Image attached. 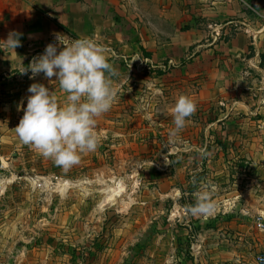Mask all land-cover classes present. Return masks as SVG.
<instances>
[{
	"label": "rangeland",
	"instance_id": "obj_1",
	"mask_svg": "<svg viewBox=\"0 0 264 264\" xmlns=\"http://www.w3.org/2000/svg\"><path fill=\"white\" fill-rule=\"evenodd\" d=\"M193 11L209 15L194 21L203 46L264 26V0H184L178 15ZM137 52L115 51V102L96 118L97 148L70 168L15 132L32 83L63 105L56 77L30 79L29 60L0 77V264H264V140L246 113L259 96L207 89L221 75L206 55L196 66L192 50L176 64ZM181 95L196 110L173 137ZM203 191L211 209L194 212Z\"/></svg>",
	"mask_w": 264,
	"mask_h": 264
},
{
	"label": "crops",
	"instance_id": "obj_2",
	"mask_svg": "<svg viewBox=\"0 0 264 264\" xmlns=\"http://www.w3.org/2000/svg\"><path fill=\"white\" fill-rule=\"evenodd\" d=\"M183 8L184 0H0V77L10 72L21 73L28 60L30 64L31 57L42 54L41 50L50 43L58 46V52L62 50L61 42L52 43L58 35L95 40L108 49L111 66L117 61V49H129L137 55V51H141L147 59L173 54L174 57L168 59L173 64L192 50L196 66L206 55L215 74L221 75L220 81L207 80V89L214 90V94L237 90L256 92L258 104L246 106V113L258 119L257 140L263 141L264 26L242 32L239 28L228 41H213L203 46L199 26L194 21L209 16L208 13L195 15L193 11L192 15L185 16L184 12L178 15ZM185 17L188 18L186 24L191 22L192 27L187 33L182 28ZM229 26L224 28L228 30ZM222 28L213 30L216 39ZM128 30L132 35H128ZM13 31L21 34L20 46L15 50L3 42ZM204 47L206 49L197 54ZM43 75L35 77L41 79ZM2 168L3 164L0 173Z\"/></svg>",
	"mask_w": 264,
	"mask_h": 264
},
{
	"label": "clouds",
	"instance_id": "obj_3",
	"mask_svg": "<svg viewBox=\"0 0 264 264\" xmlns=\"http://www.w3.org/2000/svg\"><path fill=\"white\" fill-rule=\"evenodd\" d=\"M20 35L13 31L3 42L15 50L20 46ZM57 39L64 45L62 50L58 52L57 45L48 44L23 73L30 69L33 74L30 79L40 73L46 78L55 76L67 94L65 102L61 105L54 91L44 84L32 83L27 90L31 95L26 98V108L15 132L24 144L34 146L58 166L70 168L79 163L81 153L97 148L96 118L111 109L116 91L106 75L111 65L105 46L87 37L72 39L58 35ZM195 110L196 104L190 97L181 95L177 99L172 109L175 128L171 136L185 127ZM209 197L208 191L199 193L193 211L210 210Z\"/></svg>",
	"mask_w": 264,
	"mask_h": 264
},
{
	"label": "built area",
	"instance_id": "obj_4",
	"mask_svg": "<svg viewBox=\"0 0 264 264\" xmlns=\"http://www.w3.org/2000/svg\"><path fill=\"white\" fill-rule=\"evenodd\" d=\"M217 37H220V34H218ZM142 61H144L145 63H148L149 62L148 59L142 60ZM170 64H173V63L170 62ZM257 225H258V228H260L261 230H264V222H263V219L262 218H260L258 220V224ZM259 261H260V263H263L264 262V259L263 258H260Z\"/></svg>",
	"mask_w": 264,
	"mask_h": 264
}]
</instances>
